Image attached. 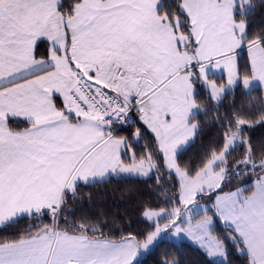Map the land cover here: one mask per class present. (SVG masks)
Segmentation results:
<instances>
[{
  "label": "snow or ice",
  "instance_id": "6c2138e0",
  "mask_svg": "<svg viewBox=\"0 0 264 264\" xmlns=\"http://www.w3.org/2000/svg\"><path fill=\"white\" fill-rule=\"evenodd\" d=\"M255 125L264 0H0V264H264ZM128 181L140 231L84 191Z\"/></svg>",
  "mask_w": 264,
  "mask_h": 264
},
{
  "label": "trees",
  "instance_id": "16d2710c",
  "mask_svg": "<svg viewBox=\"0 0 264 264\" xmlns=\"http://www.w3.org/2000/svg\"><path fill=\"white\" fill-rule=\"evenodd\" d=\"M254 23L258 26L262 21L257 18ZM212 113H208V118L211 119ZM215 129L208 125L201 138L198 140L197 145L191 150L190 155L195 154L201 145H206L211 137L215 135ZM249 135L256 141L264 140V127L255 125L249 130ZM127 188L133 189V194L130 196L124 195V190ZM85 192H91L93 200L91 207H103L108 213L117 212L118 215H127L132 221L131 230L140 231L146 227V224L138 218V208L143 201H152V194L147 185L136 183L134 181L128 182H113L109 185H101L94 188L84 189ZM154 202V201H153ZM85 209L89 206L84 205ZM15 231V229L9 230ZM172 246V251L183 260L184 264H208L209 258L203 253L202 250L193 246L187 241L176 244L172 241L165 240L164 249ZM151 264V260L147 261ZM233 264H241V260L234 257Z\"/></svg>",
  "mask_w": 264,
  "mask_h": 264
},
{
  "label": "rangeland",
  "instance_id": "374dc122",
  "mask_svg": "<svg viewBox=\"0 0 264 264\" xmlns=\"http://www.w3.org/2000/svg\"><path fill=\"white\" fill-rule=\"evenodd\" d=\"M166 240H169V241H172L176 244H180L181 242H184V241H187L189 242L190 244H192L193 246L199 248L195 243H193L189 238L185 237L183 239H180L178 237H168ZM200 249V248H199ZM201 250V249H200Z\"/></svg>",
  "mask_w": 264,
  "mask_h": 264
}]
</instances>
